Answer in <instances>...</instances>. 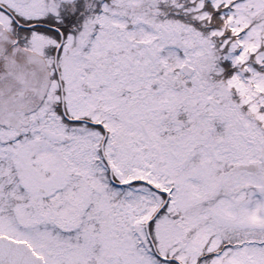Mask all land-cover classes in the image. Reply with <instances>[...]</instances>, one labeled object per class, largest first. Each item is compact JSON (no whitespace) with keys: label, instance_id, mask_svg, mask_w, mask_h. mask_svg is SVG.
I'll return each mask as SVG.
<instances>
[{"label":"snow or ice","instance_id":"obj_1","mask_svg":"<svg viewBox=\"0 0 264 264\" xmlns=\"http://www.w3.org/2000/svg\"><path fill=\"white\" fill-rule=\"evenodd\" d=\"M0 264H264V0H0Z\"/></svg>","mask_w":264,"mask_h":264}]
</instances>
